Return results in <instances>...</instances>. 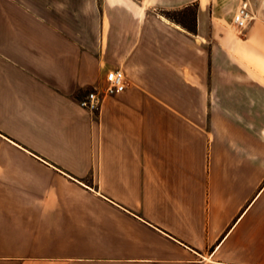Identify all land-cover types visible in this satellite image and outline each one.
<instances>
[{"label": "crops", "instance_id": "obj_1", "mask_svg": "<svg viewBox=\"0 0 264 264\" xmlns=\"http://www.w3.org/2000/svg\"><path fill=\"white\" fill-rule=\"evenodd\" d=\"M60 1L0 0V264H264V0Z\"/></svg>", "mask_w": 264, "mask_h": 264}, {"label": "built area", "instance_id": "obj_2", "mask_svg": "<svg viewBox=\"0 0 264 264\" xmlns=\"http://www.w3.org/2000/svg\"><path fill=\"white\" fill-rule=\"evenodd\" d=\"M254 17L252 0H241V4L234 14L235 25L239 28H246ZM126 87L127 77L125 71L122 68L111 69L106 74L104 86L89 90L80 103L91 110L99 109L107 96L122 92Z\"/></svg>", "mask_w": 264, "mask_h": 264}, {"label": "rangeland", "instance_id": "obj_3", "mask_svg": "<svg viewBox=\"0 0 264 264\" xmlns=\"http://www.w3.org/2000/svg\"><path fill=\"white\" fill-rule=\"evenodd\" d=\"M63 1L67 2L68 4H73L75 2V0H63ZM83 1L87 2V4L92 3L91 0H83ZM94 1L98 2V0H94ZM51 2L52 3H59L61 1L60 0H51ZM130 2L133 5L137 6V4L140 3V0H130ZM99 4L101 7V9H100L101 11L103 9L107 8L106 0H99ZM122 6L123 5L121 3H117L116 11H119L122 8ZM197 9H198L197 4L196 5L193 4V5H190L189 7L177 8V9H173V8L167 9V8H161V7L157 8L156 6H149L148 12L159 13V14L164 15L165 17L169 18L172 21H175L178 23L182 22V24L185 26L187 25L190 28H195L196 27V20H197ZM85 11L87 12V10H85ZM103 86H104V84H103ZM93 89H96V88H93ZM93 89H91V90H93ZM87 91H85L84 94H86ZM101 106H100V108H101ZM99 109H96V110H99ZM96 110H94V111H96Z\"/></svg>", "mask_w": 264, "mask_h": 264}, {"label": "trees", "instance_id": "obj_4", "mask_svg": "<svg viewBox=\"0 0 264 264\" xmlns=\"http://www.w3.org/2000/svg\"><path fill=\"white\" fill-rule=\"evenodd\" d=\"M181 23H182V22H181ZM191 29H194V30H195V29H196V27H195V28H191Z\"/></svg>", "mask_w": 264, "mask_h": 264}]
</instances>
